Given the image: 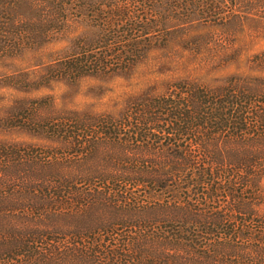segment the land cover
<instances>
[{
  "label": "trees",
  "instance_id": "1",
  "mask_svg": "<svg viewBox=\"0 0 264 264\" xmlns=\"http://www.w3.org/2000/svg\"><path fill=\"white\" fill-rule=\"evenodd\" d=\"M197 20L263 31L264 0H0V52L83 25L45 74L116 72ZM246 60L118 117L50 116L60 146L0 141V264H264V47Z\"/></svg>",
  "mask_w": 264,
  "mask_h": 264
},
{
  "label": "rangeland",
  "instance_id": "2",
  "mask_svg": "<svg viewBox=\"0 0 264 264\" xmlns=\"http://www.w3.org/2000/svg\"><path fill=\"white\" fill-rule=\"evenodd\" d=\"M83 28L16 55L0 52V141L60 146L62 141L46 131L50 116L77 110L118 117L135 101L164 94L179 80L217 83L247 70V56L264 47V30L250 27L235 37L215 21L197 20L161 32L130 68L75 78L47 76L57 53L76 49L73 37Z\"/></svg>",
  "mask_w": 264,
  "mask_h": 264
}]
</instances>
